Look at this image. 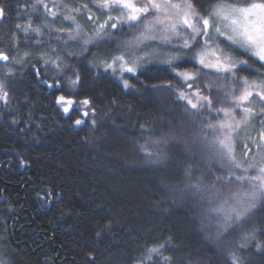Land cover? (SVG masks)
<instances>
[{"label": "snow or ice", "instance_id": "1", "mask_svg": "<svg viewBox=\"0 0 264 264\" xmlns=\"http://www.w3.org/2000/svg\"><path fill=\"white\" fill-rule=\"evenodd\" d=\"M61 5L70 13L63 19L75 25L55 29L67 33L64 44L77 42L81 55L90 53V65L118 76L123 92L140 91L137 81L143 58L132 52H101L109 39L115 40L111 30L124 25L135 29L142 24L137 35L122 42L132 48L157 39L155 25L168 21L160 39L172 44L176 37L178 44L161 63L167 64L174 76L145 87L154 93L167 92L183 103L178 106L179 113H169L166 121L161 118L159 126L139 123V129H146L148 135L144 143H140L143 133L132 137V148L143 153L145 163L163 168L177 153L182 155L177 163L183 175L181 186H170L163 176L162 191L173 203L176 198L191 201L192 206L200 207L202 216L217 220L211 239L223 247L227 264H253V257L264 259V0H207L206 4L200 0H86L78 7L64 0H52L51 7L48 0H17L15 18L23 19L28 8L32 13L24 23L12 26L10 41L15 51L0 48L3 104L10 102L6 81L15 75L12 66L27 63L43 44L40 37L48 25L33 27L34 14L43 9L55 19ZM12 9L11 0H0V22L8 19ZM94 10L99 14H93ZM81 13L87 21H95L91 32L77 21L75 14ZM18 32L23 33L24 44L32 41L33 47L21 52ZM37 60L55 70L53 82L44 83L55 89L54 103L63 114L75 111V126L97 128L93 99L78 98L83 86L80 71L60 56L48 58L45 52H39ZM185 63H191L192 70L183 67ZM36 75H41L39 70ZM111 103L118 101L113 98ZM172 241V236L154 237L138 244L135 256L128 252L110 255L123 257L125 264H191L190 257L181 255ZM89 259L95 264L91 253ZM0 264L8 261L0 257Z\"/></svg>", "mask_w": 264, "mask_h": 264}, {"label": "trees", "instance_id": "2", "mask_svg": "<svg viewBox=\"0 0 264 264\" xmlns=\"http://www.w3.org/2000/svg\"><path fill=\"white\" fill-rule=\"evenodd\" d=\"M11 2L12 12L0 26V48L14 52L12 26L25 22L32 9L22 13L23 19L15 18L17 0ZM34 16L35 26L48 25L43 44L27 63L13 66L15 75L6 81L10 102H0V237L8 264H91L89 253L95 264H125L123 257L115 259L110 252L135 256L138 244L162 236H172V245L179 246L191 264H227L223 247L211 239L217 220L202 216L191 201L176 198L173 203L162 191L163 176L170 186H181L177 163L182 155L177 153L163 168L145 163L143 153L130 142L142 133L140 143L147 138L139 123L159 126L161 118L166 121L169 113L180 111L182 101L145 87L172 79L168 65L141 68L140 91L123 92L114 74L88 63L90 53L81 55L78 43L65 45L58 39L67 36L55 31L59 20H51L42 9ZM111 31L125 37L126 30ZM18 35L21 52L33 47L32 41L24 44L23 33ZM100 51L115 53L105 46ZM39 52L48 58L60 56L80 71L83 86L78 98L93 99L97 128L75 126L77 113L63 114L54 103L55 89L49 92L38 83L33 65L51 83L56 74L51 64L37 60ZM69 52L77 55L68 56ZM183 67L192 70L191 63ZM113 98L118 103H111ZM252 259L253 264H264L260 257Z\"/></svg>", "mask_w": 264, "mask_h": 264}, {"label": "rangeland", "instance_id": "3", "mask_svg": "<svg viewBox=\"0 0 264 264\" xmlns=\"http://www.w3.org/2000/svg\"><path fill=\"white\" fill-rule=\"evenodd\" d=\"M48 2H49V7H51L52 6V0H48ZM83 2H86V0H64V3H66L70 6H76V7H78L80 5V3H83ZM173 2H178V0H173ZM57 3H59V0H57ZM67 14H70V13L68 12L67 9L63 8V5H61V9L58 11L55 19L50 15L51 20H53V21L59 20L60 21V22H57V28H69V27L74 28L75 27V25L72 21H68V20L63 19V16L67 15ZM93 14L98 15L99 13L95 12V10H94ZM75 15H77V21L81 25H83L84 30L87 32H91L92 27L95 26V21H92V22L87 21L85 15L83 13L75 14ZM161 15L163 17V14H161ZM27 17H28V15H27ZM149 19H151V15H150ZM2 23H3V21H2ZM22 23H24V22H22ZM167 23H168V21H165L164 24L155 25V33L154 34L156 35L157 39H155V40H144L138 46H134L132 48H126L122 42L128 41L133 36L137 35L138 32L140 30H142L143 25L142 24L137 25L135 29H130L127 25H124V27L122 29L126 30L125 37L124 38L123 37L118 38L117 36H114L115 40L109 39L108 45H106L105 47H111V49H114L115 53L117 51L116 48H118L121 52H125L126 54L128 52H132L134 54V56L142 57L143 60H142L140 69L145 67V66H148L149 64H159V63L164 64V63H161V61L163 59H165L174 50V48L178 44L176 37H173V43L172 44L165 43L160 39V36L162 35L161 30L164 28V25ZM66 24H70L72 26H69V25L66 26ZM33 27H35V23H33ZM52 27L55 28V26L53 24H52ZM122 29H119V30H122ZM115 31H117V30H115ZM43 37H44V35L42 37H40V39L43 40L44 39ZM58 39L60 41L64 42L67 40V36H66V38L61 37ZM117 42H121L120 47H117ZM68 43H77V42L68 41ZM1 63H3V62H1ZM16 65H18V64H16ZM13 66H15V65H13ZM189 70H191V69H189ZM125 75H128V74H125ZM114 77L117 80H119L117 75H115ZM7 88H8V85H7ZM209 134L211 135V133H209ZM6 252H7V250H6L5 240H3L2 237H0V257H3L5 260H7L6 256H5Z\"/></svg>", "mask_w": 264, "mask_h": 264}, {"label": "water", "instance_id": "4", "mask_svg": "<svg viewBox=\"0 0 264 264\" xmlns=\"http://www.w3.org/2000/svg\"><path fill=\"white\" fill-rule=\"evenodd\" d=\"M1 23H2V22H0V26H1ZM38 70H39V69H38L36 66L33 67V71H34L35 74H36V72H37ZM37 81H38V83H39L40 85L46 87V88L49 90V92H51L52 90H54L53 88H49V87H48V84H51V82L47 81L48 84L44 83L45 79H43L41 75H40V76H37ZM26 166H27L26 163L23 164V166H22V170H24V169L26 168Z\"/></svg>", "mask_w": 264, "mask_h": 264}, {"label": "flooded vegetation", "instance_id": "5", "mask_svg": "<svg viewBox=\"0 0 264 264\" xmlns=\"http://www.w3.org/2000/svg\"><path fill=\"white\" fill-rule=\"evenodd\" d=\"M53 91V90H52ZM71 114V113H70Z\"/></svg>", "mask_w": 264, "mask_h": 264}]
</instances>
